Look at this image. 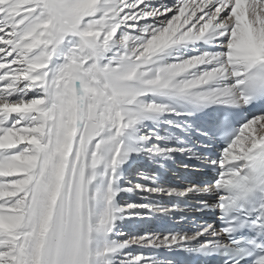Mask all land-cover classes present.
Wrapping results in <instances>:
<instances>
[{"label": "snow or ice", "instance_id": "1", "mask_svg": "<svg viewBox=\"0 0 264 264\" xmlns=\"http://www.w3.org/2000/svg\"><path fill=\"white\" fill-rule=\"evenodd\" d=\"M160 249L264 264V0H0V264H188Z\"/></svg>", "mask_w": 264, "mask_h": 264}, {"label": "bare ground", "instance_id": "2", "mask_svg": "<svg viewBox=\"0 0 264 264\" xmlns=\"http://www.w3.org/2000/svg\"><path fill=\"white\" fill-rule=\"evenodd\" d=\"M188 158H180L177 160H174V162H169L168 164V172L170 176H172L173 179L169 181L170 186H185V177L189 178L193 182H202L204 180H210L209 175H202L200 171H194L193 169L189 168L185 170L182 165L183 164H193L195 161L187 160ZM197 180V181H195ZM133 182H139L144 183L142 180H136L133 179ZM143 195L141 193H137L135 196H130L128 194H125L122 196V202L128 201V202H134V203H146V200L140 199L139 197ZM153 201H159L161 203H169V198L166 195H153L151 197ZM193 199L192 197H189V200ZM161 216L160 214H158ZM179 218V216H177ZM151 230V229H150ZM154 232H158V230L153 229ZM135 251V250H134ZM137 251V250H136ZM140 252V251H137ZM144 253H148L147 251H141Z\"/></svg>", "mask_w": 264, "mask_h": 264}, {"label": "rangeland", "instance_id": "3", "mask_svg": "<svg viewBox=\"0 0 264 264\" xmlns=\"http://www.w3.org/2000/svg\"><path fill=\"white\" fill-rule=\"evenodd\" d=\"M125 230V229H124ZM127 232V231H126ZM145 231H143L142 227L137 228L136 230H130L128 231L130 236H135V235H141L144 234ZM135 250V249H134ZM136 251V250H135ZM137 252V251H136Z\"/></svg>", "mask_w": 264, "mask_h": 264}]
</instances>
